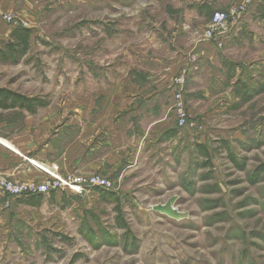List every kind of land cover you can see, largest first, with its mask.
Listing matches in <instances>:
<instances>
[{
    "label": "rangeland",
    "instance_id": "obj_1",
    "mask_svg": "<svg viewBox=\"0 0 264 264\" xmlns=\"http://www.w3.org/2000/svg\"><path fill=\"white\" fill-rule=\"evenodd\" d=\"M244 1L18 0V13L3 14L28 24L20 28L31 30V47L18 60L0 61V89L45 101L40 119L60 105L72 112L78 98L107 93L106 86L132 74L153 72L151 60H209L210 49L212 60L226 59L224 48L204 42L203 34L215 11ZM247 78L249 87L256 84ZM261 93L245 101L233 96L226 109L220 98L198 104L199 114L189 104L188 125L157 139L151 153L142 149L131 161L111 162L112 173L74 172L76 162H63L69 171L63 172L59 161L27 158L37 178L0 176L28 189L6 196L0 187L3 207L33 198L43 204L18 218L0 264H264ZM9 114L23 132L26 113ZM93 175L111 180L114 196L98 189L74 195L58 186ZM45 185L55 188L34 191Z\"/></svg>",
    "mask_w": 264,
    "mask_h": 264
},
{
    "label": "crops",
    "instance_id": "obj_2",
    "mask_svg": "<svg viewBox=\"0 0 264 264\" xmlns=\"http://www.w3.org/2000/svg\"><path fill=\"white\" fill-rule=\"evenodd\" d=\"M17 2L0 0V46L15 29L2 21L1 15L18 13ZM253 2L223 49L226 59L212 60L210 49L206 54L209 60H151L156 69L153 72L140 77L132 74L123 83L106 86L107 93L78 98L77 108L72 112H68L69 104L60 105L53 113L42 114L40 119L38 110L31 113L20 108H0V176L14 180L37 178V170L27 158L44 165L59 161L63 172H69L65 162L69 165L76 162L70 171L112 173L111 162L126 157L131 161L142 149L151 153L158 148L157 139H166L177 129L173 108L179 79L184 82L181 88L187 104L197 114L201 112L198 104L212 106L218 98L222 109H226L228 99L240 97L236 94V83L245 82L247 77L256 82L249 89L255 91L253 95L259 90L264 92V0ZM203 46L204 51L208 44ZM22 111L26 113L23 132L9 114ZM51 126L60 127L50 131ZM49 137L51 140H46ZM100 151L104 155L95 156ZM91 156L93 159H88ZM42 204L39 198L29 202L20 199L5 209L0 195V256L8 250L5 245L14 241V226L20 223V217L38 210Z\"/></svg>",
    "mask_w": 264,
    "mask_h": 264
},
{
    "label": "built area",
    "instance_id": "obj_3",
    "mask_svg": "<svg viewBox=\"0 0 264 264\" xmlns=\"http://www.w3.org/2000/svg\"><path fill=\"white\" fill-rule=\"evenodd\" d=\"M253 1L254 0H248L235 8H230L227 11H215L211 16L210 24L204 31V42H208L210 44L212 43L219 49L224 48L228 39L231 38L235 29L241 23L243 16L248 12L250 8L249 6L254 4ZM255 1L262 2L263 0ZM2 19H4L8 24L15 27L28 26L27 23L23 22L22 24L8 14H3ZM176 85L178 86V88L174 94L175 105L173 111L177 115L176 125L179 128H184L190 123L189 121L192 118V115L189 110L187 101L185 100L183 89L181 88V85H183L182 80H177ZM60 182L61 184L58 185L59 187H62L64 191L71 192L74 195H78L83 193L85 190L92 189H98L103 193H116V191L118 190V188L113 185L111 180L105 178L102 175H93L87 178L78 176L76 178L66 180L61 179ZM0 187L6 196L22 195L24 192L28 191L27 188L23 187L15 188L7 182H0ZM52 188L55 187L45 185L39 187L34 191L38 194H48Z\"/></svg>",
    "mask_w": 264,
    "mask_h": 264
},
{
    "label": "trees",
    "instance_id": "obj_4",
    "mask_svg": "<svg viewBox=\"0 0 264 264\" xmlns=\"http://www.w3.org/2000/svg\"><path fill=\"white\" fill-rule=\"evenodd\" d=\"M31 47V30L15 28L11 33L10 40L8 42L3 41L0 46V61L10 60L9 58L17 59L18 57L24 56ZM18 60V59H17ZM247 82L240 81L236 83L238 88L236 94L242 96V100H248V97L253 96L255 91H250V87L246 84ZM246 90V91H245ZM250 93H248L249 91ZM248 91V92H247ZM261 90L257 91L260 92ZM39 98H29L27 96L10 92L8 90L0 89V108L12 109L20 108L26 109L31 113H35L38 107L45 106ZM107 196H114L113 193H104Z\"/></svg>",
    "mask_w": 264,
    "mask_h": 264
}]
</instances>
